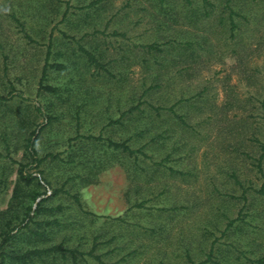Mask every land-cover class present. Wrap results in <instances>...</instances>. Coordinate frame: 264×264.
Wrapping results in <instances>:
<instances>
[{"label": "rangeland", "instance_id": "374dc122", "mask_svg": "<svg viewBox=\"0 0 264 264\" xmlns=\"http://www.w3.org/2000/svg\"><path fill=\"white\" fill-rule=\"evenodd\" d=\"M45 59L65 65L45 66L54 95ZM9 86L25 97L0 101V210L49 120L3 248H63L12 264H262L264 0H0Z\"/></svg>", "mask_w": 264, "mask_h": 264}, {"label": "trees", "instance_id": "16d2710c", "mask_svg": "<svg viewBox=\"0 0 264 264\" xmlns=\"http://www.w3.org/2000/svg\"><path fill=\"white\" fill-rule=\"evenodd\" d=\"M77 46L86 55L89 62L93 63L94 66H97V67L100 66L101 68H103L102 64L96 60L92 52H90L89 50H86L80 44H77ZM145 46L146 48H149V49L151 48L158 49L157 43H148ZM46 51L48 54L49 47L47 48ZM46 65H49L54 68H61V67H64L65 65L61 62L47 63L45 59L44 65L42 66L41 74L38 80V89L41 88L42 90L48 91L54 95L56 94V87L48 85V84H42V79L45 74ZM14 94L19 95L21 97H25L19 90L14 89L13 86H9V89L5 93H0V101L8 100ZM133 106L137 107L136 105L133 104L131 105V108ZM35 108L38 111L40 110L38 106H36ZM167 108H169L171 112H173L171 105L168 106ZM174 114L176 116H179L177 115V113H174ZM43 118H44V121L37 123L35 127L30 129L27 135L24 137L25 143L23 145L24 147L23 151L24 153L27 154V157L29 160L24 161V162L15 161L17 163L16 178L12 185L11 193L7 201V206L4 209L0 210V264H12L11 262L12 260H14L15 262L24 263L26 262V260H29L31 255L40 256L41 253L43 252H47L49 250H53L56 248L58 249L61 248L60 245H57V244H52L46 247L26 248L25 251H18V252H15V249H7L6 251H4L5 248H3L4 246H7L9 242L14 241V236H16L15 233L19 231V225L13 223L14 221L13 219L18 216L19 211L17 209L18 208L17 203L21 201V195L23 194L22 186L29 184L34 177V173L32 171H29L28 168L37 167L40 164V162L43 160L42 157L37 156V148L34 146V141L37 138L40 132V129L49 120L48 116L45 113H43ZM19 123L21 126L23 125V121L20 120ZM107 143L108 145H111L112 149H118L120 147L121 150H125L128 153H137L138 150L140 151V148H133L132 146L126 144L125 141H116V140L108 139ZM262 149H264V144L262 145ZM42 198L38 199L35 202L36 206L33 207L32 209L38 208L39 200H41ZM142 200L143 199L137 202H134L133 204L136 206H141ZM27 208H30V206L29 207L27 206ZM27 208L24 211V213H26L25 216H23L21 219L23 223L21 224L20 227L22 226L26 227L27 232L29 234L34 233L35 236H38V235L42 236V231L38 232V230H32L27 226V222L28 220H30L27 217L29 216L28 214L29 209L27 210ZM230 222H232V219H228V223ZM66 250L73 251V249H68V248ZM257 261L262 264L264 263L262 258H258Z\"/></svg>", "mask_w": 264, "mask_h": 264}]
</instances>
